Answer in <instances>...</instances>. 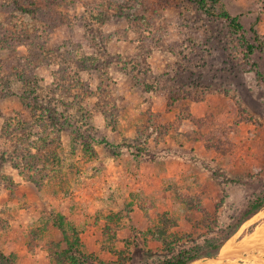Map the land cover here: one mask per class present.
<instances>
[{
  "label": "rangeland",
  "instance_id": "rangeland-1",
  "mask_svg": "<svg viewBox=\"0 0 264 264\" xmlns=\"http://www.w3.org/2000/svg\"><path fill=\"white\" fill-rule=\"evenodd\" d=\"M15 2L0 0V75L12 83L0 82V134L5 119L13 124L0 153L28 149L29 138L36 153L42 136L59 163L41 185L1 167L5 263L160 264L205 252L264 196V46H245L257 43L253 25L264 41V0H223L241 33L196 0ZM9 56L24 65L8 71ZM18 69L42 94L66 85L71 113L85 110L76 130L24 124L34 116L20 95L34 83ZM194 264H264V206L217 258Z\"/></svg>",
  "mask_w": 264,
  "mask_h": 264
},
{
  "label": "trees",
  "instance_id": "trees-1",
  "mask_svg": "<svg viewBox=\"0 0 264 264\" xmlns=\"http://www.w3.org/2000/svg\"><path fill=\"white\" fill-rule=\"evenodd\" d=\"M197 5L200 9L203 10L204 13H206L210 17H217L220 19H224L229 27L233 30L235 33H241L244 32L243 26L240 23L239 17L237 15H233L229 12V10L226 8L225 4L223 3V0H196ZM17 4V7L22 10H28L32 6H34L33 0H16L15 2ZM27 4V7L24 5ZM252 32L255 36L256 44L251 43L247 41L246 43V49L249 54L254 53L256 48H261L264 46V41L261 39L258 31L255 28V25L252 26ZM44 46L43 48L50 51L51 55L55 54V56H64L66 58H71V52L63 51L62 47H55L51 50L47 48V41L42 40V43L39 44L40 46ZM35 48L38 47V44L34 46ZM33 47V48H34ZM1 54V52H0ZM34 56L39 59L38 54H34ZM30 60V64H31ZM7 64V70L10 69L16 70L17 67L24 65V60L21 57H12L9 56V59L6 61ZM3 62V64H4ZM27 64V63H26ZM29 64V67L34 72V67L37 64H42L40 62L35 63L32 67ZM81 66L82 68L85 66H88V64H85L84 60H81ZM20 76H22L23 79H26L28 77L33 78V83L31 85V88L23 89V92L21 93V100L24 103V105L30 109V111L33 114V121L31 123L24 122L25 125L30 126L32 129L35 127L36 124L42 125L44 122L49 125L53 126V128L61 129L63 126H70L73 128V131L77 129V125H75V121H77L78 118H84L85 112L83 105H79V113L80 116H76L72 111L73 107V101L70 100V92L66 91V85H64L63 82H59L56 87H53L55 83H53V86L48 87L47 93L42 94L39 92V90L44 91L45 89L41 85L40 81H36L34 75L30 74L29 76L26 75V73L22 70L18 69V73ZM6 76L1 74L0 75V82L2 84L8 85V89L12 88V83L9 79H6ZM10 93V92H9ZM58 94V95H57ZM3 95V94H2ZM7 95V94H5ZM61 102V103H59ZM63 107V110L60 108ZM42 118V119H41ZM11 118L5 119V123L2 127V133L0 136L8 135L7 138L12 137L11 131H7V129H11L12 122ZM23 123V121H19ZM44 123V124H45ZM79 129V126H78ZM31 138L28 139V149H21L23 147L22 143H17L13 148L5 149L0 153V178H1V167L6 162H10V164L19 171V174L27 177L30 181H33L37 185L43 184L47 179H50L48 171H50V165H54L56 162L59 163V153L54 151L56 149L55 141L52 138L49 140L47 137L40 136V139L38 138L37 141L34 142V145L36 143L37 147H33L37 149L36 153L31 151L32 143L29 142ZM87 139V138H86ZM83 138V140H86ZM14 143V141H13ZM60 143V142H59ZM61 144V143H60ZM85 146L88 148H91V145L88 143H85ZM11 153V154H10ZM48 167L50 169H48ZM264 206V196H258L249 206V208L242 214L240 219L237 221L236 225L233 227L231 226V230L221 239H215L209 242V247L205 252H202L201 247H196L195 249H186L183 251H180L177 255L174 257H171L169 259L164 260L160 264H190L196 259L201 258V256H214L217 255L225 242L234 235L241 225L251 218L254 214H256L262 207ZM218 240V242H217ZM195 250V251H194ZM1 264H7L5 261H9V259L4 255L0 254ZM75 261V260H74ZM75 264H81L78 259L75 261Z\"/></svg>",
  "mask_w": 264,
  "mask_h": 264
},
{
  "label": "water",
  "instance_id": "water-1",
  "mask_svg": "<svg viewBox=\"0 0 264 264\" xmlns=\"http://www.w3.org/2000/svg\"><path fill=\"white\" fill-rule=\"evenodd\" d=\"M206 257H208V256H206ZM208 258H217V255H214V256H211V257H208ZM199 259H201V258H199ZM199 259L194 260V261L191 262L190 264H194V263L197 262Z\"/></svg>",
  "mask_w": 264,
  "mask_h": 264
},
{
  "label": "bare ground",
  "instance_id": "bare-ground-1",
  "mask_svg": "<svg viewBox=\"0 0 264 264\" xmlns=\"http://www.w3.org/2000/svg\"><path fill=\"white\" fill-rule=\"evenodd\" d=\"M258 232H262V230L260 231V229L259 230H257ZM262 234V233H261ZM252 238V237H251ZM256 238H258V236H256ZM259 238H260V236H259ZM246 240V239H245ZM251 241V240H250ZM255 242V241H254ZM251 243V242H250ZM228 244V243H227ZM249 244V243H248ZM252 244V243H251ZM231 248V247H230ZM226 250V249H225Z\"/></svg>",
  "mask_w": 264,
  "mask_h": 264
},
{
  "label": "crops",
  "instance_id": "crops-1",
  "mask_svg": "<svg viewBox=\"0 0 264 264\" xmlns=\"http://www.w3.org/2000/svg\"><path fill=\"white\" fill-rule=\"evenodd\" d=\"M134 165V164H133Z\"/></svg>",
  "mask_w": 264,
  "mask_h": 264
}]
</instances>
